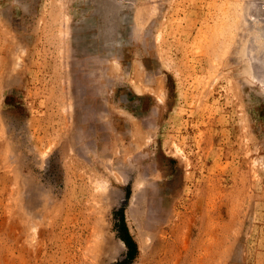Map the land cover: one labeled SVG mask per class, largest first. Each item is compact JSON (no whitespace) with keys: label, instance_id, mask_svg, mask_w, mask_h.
<instances>
[{"label":"rangeland","instance_id":"rangeland-1","mask_svg":"<svg viewBox=\"0 0 264 264\" xmlns=\"http://www.w3.org/2000/svg\"><path fill=\"white\" fill-rule=\"evenodd\" d=\"M0 264H264V0H0Z\"/></svg>","mask_w":264,"mask_h":264},{"label":"trees","instance_id":"trees-1","mask_svg":"<svg viewBox=\"0 0 264 264\" xmlns=\"http://www.w3.org/2000/svg\"><path fill=\"white\" fill-rule=\"evenodd\" d=\"M120 221H121L120 228L121 231H123L121 234V238L127 247V259H132L137 253V244L127 230L123 213L120 215Z\"/></svg>","mask_w":264,"mask_h":264}]
</instances>
